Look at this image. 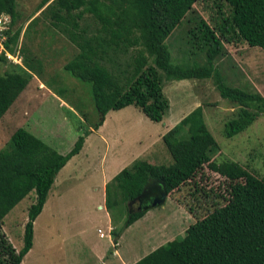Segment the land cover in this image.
Instances as JSON below:
<instances>
[{"label": "trees", "instance_id": "obj_1", "mask_svg": "<svg viewBox=\"0 0 264 264\" xmlns=\"http://www.w3.org/2000/svg\"><path fill=\"white\" fill-rule=\"evenodd\" d=\"M49 0H43L42 6ZM199 0H54L59 12L57 19L66 22L70 40L77 44V54L65 69L81 82L90 84L98 122L89 129L81 128L73 147L65 154L50 148L25 129H17L0 150V264H22L33 246V228L42 212L47 196L59 171L82 149L92 130H97L110 111L134 106L153 123L162 122L169 102L162 92L161 76L167 81L213 79L220 97L237 110L224 127L223 135L230 139L248 129L264 114V96L227 86L214 61L223 53L227 35L216 31L200 17L188 19L194 47L205 56L204 63L172 64L167 40L188 18ZM230 8L228 31L241 38L251 48L264 51V0H223ZM78 11L77 13H75ZM9 15L11 24L4 32V52L0 67L6 62L5 52L13 53L21 30L11 35L17 18V0H0V16ZM90 15L97 21L96 35L86 37L78 21ZM79 29V33L75 31ZM227 34V33H226ZM196 44V45H195ZM6 50V51H5ZM109 52L115 57L132 54V70L116 72L106 62ZM151 60L152 65L148 62ZM31 74L20 66L0 74V120L20 93L26 88ZM87 121L86 118H84ZM172 163L150 164L137 159L121 170L105 186V206L112 221L122 220L121 228H112L110 235L117 242L120 234L147 211L131 216L128 204L136 200L148 184L162 185L167 196L192 183V195L199 192L194 181L207 167L227 182L226 196L213 211L195 219L181 239L158 247L134 264H264V176L257 178L233 161L216 163L217 142L209 132L198 106L162 137ZM34 202L28 209L22 247L17 251L3 232L4 218L30 193ZM203 195H207L203 191ZM125 214L117 218L115 210ZM193 216L191 207L186 206Z\"/></svg>", "mask_w": 264, "mask_h": 264}, {"label": "rangeland", "instance_id": "obj_2", "mask_svg": "<svg viewBox=\"0 0 264 264\" xmlns=\"http://www.w3.org/2000/svg\"><path fill=\"white\" fill-rule=\"evenodd\" d=\"M53 1L49 0L42 6L43 0H17V18L10 30L11 35L17 30L21 32L17 42L10 44L14 52L9 54L13 59L6 57V62L0 67V74L20 66L31 74V78L0 120V150L14 132L22 128L65 155L80 136L81 128L89 129L99 120L90 84L74 78L65 69L80 53V49L64 30L66 22L56 18L57 12L63 17L65 13L59 12ZM230 11L223 0H199L188 18L167 40L171 63H204V54L190 41V31H196L193 30L194 24L188 20L200 17L219 36L229 37L225 42L222 40L223 53L214 61L225 84L264 96V51L249 47L232 32L229 34ZM78 23L80 29L86 30V37L97 34L98 23L92 16L85 15ZM75 32L79 33V29ZM4 41L5 35L0 38V43L3 44ZM132 54L136 53L129 52L115 57L109 52L108 60L101 63L116 72H130L133 65ZM148 65H152L151 60ZM158 73L161 76L162 92L169 102V109L162 122H151L134 106L110 111L101 127L92 130L87 137V151L98 149L105 154L107 152L108 159L114 152H120L125 163L122 169L137 158L147 160L148 155L154 156L150 160L154 164L169 165L172 160L165 145L161 140H155L201 106L204 122L219 147L214 161H233L257 178L264 176V114L244 132L227 139L223 135L224 127L235 117L237 108L220 97L213 79L167 81L162 72ZM154 142L148 155L141 157ZM94 163L98 170L99 163ZM118 168L116 166L113 169L115 175ZM194 181L198 184L197 194L192 195L195 190L193 182L182 186L167 196L163 206L149 209L145 218L134 228L135 232L127 234L128 240L133 233L138 235L130 240L136 241L138 236L141 237L135 248L138 255L141 252L144 254L150 246L157 247L168 238H183L186 229L195 219L203 218L213 211L215 204L225 203L214 196H226L227 182L223 177L204 167ZM99 182L97 172L87 173L80 181H72L66 177L65 172L57 176L44 208L35 221L33 246L22 264H100L99 256L110 252V241L108 237L100 239L97 233L99 228L104 234H108L105 212L98 209V205H102L104 200L102 189L98 188ZM203 191L207 195H203ZM34 198L35 193H30L3 221L2 230L17 251L22 247L24 225ZM185 205L192 208L194 220ZM129 210L134 213L137 208L131 204L128 212ZM125 212V208L121 212L114 211L117 218ZM185 212L190 217L189 222L185 219ZM119 228L121 225L116 227ZM160 228H163L160 233H165L166 230L168 236L162 234L161 240L142 245L143 234H153V231L156 233ZM145 255L147 254L142 257ZM131 256L132 254L129 260H133L134 257Z\"/></svg>", "mask_w": 264, "mask_h": 264}, {"label": "crops", "instance_id": "obj_3", "mask_svg": "<svg viewBox=\"0 0 264 264\" xmlns=\"http://www.w3.org/2000/svg\"><path fill=\"white\" fill-rule=\"evenodd\" d=\"M166 133L160 134L158 136V139H156L155 141L156 142H158L160 140L162 141V137ZM88 144H89L88 143V138H86L85 142H84V145H83L82 149L80 150V152L77 155H75L74 157H72L67 162V164L59 171L57 176L60 173L65 172L67 178L71 179L72 181H74V180L75 181H80L89 172H94V173L97 172L98 173V177L100 178V182H99L100 186L98 188L102 189V194H103V199H104L103 200V204L102 205H100V204L98 205V209L100 211L103 210L105 212L106 220H107L106 223H107V233L108 234H104L103 231L101 229H99V228L97 229V233L99 234V238L100 239H105L106 237H108V239L110 241V244H109L110 245V247H109V251L110 252H109V254L107 252V253H104V254L99 256L100 257V264H134L137 261H139L141 258H143L142 255H144V254L148 255L149 252L151 253L152 251H154L155 249H157L161 245H164L165 243L169 242L170 240L172 241L173 237L162 241V243L160 245H158L157 247L150 246V248H148V250L146 252H143L144 254H142V252H141L138 255L139 252L137 253V251H135V248L138 245L137 240L141 241V237L138 236V239L135 241V240H130V238L134 237V236L137 237L138 233L131 234L129 240L126 238V236H127V234L135 232L134 228L136 227V225L139 222L142 221V219L145 218V216L148 214L147 213L148 211H147L140 219H138L136 222H134L132 225H130L128 228H126L120 234L119 238L117 239V242L114 243V241H113V239H112V237L110 235V231L112 230V228H116L118 225H122V220H116L114 218L113 221H112V215L107 211L106 206H105V186L115 176L113 169L116 166L119 167L118 170H117L118 173H119L121 171L122 167L125 165L124 160H123V155L120 152H114L112 155H110L111 156L110 157L111 160H110V159H108L109 154L107 152L105 154V153L101 152L98 149H95L92 152L87 151L86 150V146ZM154 144H155V142L152 143V145L146 151H144L141 154V157L144 156V155H148V152L153 148ZM147 157H148V159L145 160V161H147L150 164H154L153 162L150 161L151 159L154 158V156L153 155H151V156L148 155ZM137 159H140V158H137ZM95 161L99 163L98 170H97V168H95V163H94ZM91 163H93V165ZM155 165H157V164H155ZM57 176H56V178H57ZM56 178H55V180H56ZM55 180H54V183H55ZM47 198H48V196H47ZM190 216L192 217V215H190ZM189 218L190 217L186 213L185 219L188 220V222L190 221ZM193 220H194V218H193ZM35 224H36V222H34V225ZM162 231H163V228H160V230L157 229L156 233H154V231H153V234L151 232H147V233L143 234L144 238H142L143 239L142 245H150V243H153V241L161 240V238H162L161 235L162 234L163 235H167L166 230H164L165 233H160ZM127 240H128V242H126ZM129 241H130V243H129ZM130 247H132V251H130ZM106 251L107 250H105V252ZM130 254H132L131 257H134L133 260H129Z\"/></svg>", "mask_w": 264, "mask_h": 264}, {"label": "water", "instance_id": "obj_4", "mask_svg": "<svg viewBox=\"0 0 264 264\" xmlns=\"http://www.w3.org/2000/svg\"><path fill=\"white\" fill-rule=\"evenodd\" d=\"M142 199H146L147 202L138 207L137 211H148L152 208L163 206L167 199V192L162 185L148 184L142 191L141 195L137 198L140 202ZM133 214L132 210H129V216Z\"/></svg>", "mask_w": 264, "mask_h": 264}, {"label": "built area", "instance_id": "obj_5", "mask_svg": "<svg viewBox=\"0 0 264 264\" xmlns=\"http://www.w3.org/2000/svg\"><path fill=\"white\" fill-rule=\"evenodd\" d=\"M11 24V18L9 17V15H1L0 16V38L3 37L4 38V32L8 30V27L10 26ZM3 44L0 43V54L2 52H4V49H3ZM5 56L8 58V59H13L12 56L5 52Z\"/></svg>", "mask_w": 264, "mask_h": 264}, {"label": "flooded vegetation", "instance_id": "obj_6", "mask_svg": "<svg viewBox=\"0 0 264 264\" xmlns=\"http://www.w3.org/2000/svg\"><path fill=\"white\" fill-rule=\"evenodd\" d=\"M146 202H147L146 199H142L141 202H140L139 200L136 199V200L132 201L131 203H129L128 207L130 208V207H131V204H132V205L135 206V207L137 208V210H138V207L144 205Z\"/></svg>", "mask_w": 264, "mask_h": 264}]
</instances>
